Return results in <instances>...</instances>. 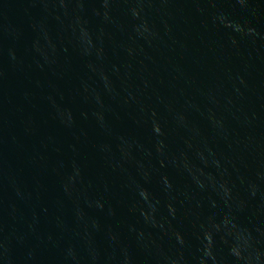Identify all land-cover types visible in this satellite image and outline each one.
Masks as SVG:
<instances>
[{"label": "water", "instance_id": "obj_1", "mask_svg": "<svg viewBox=\"0 0 264 264\" xmlns=\"http://www.w3.org/2000/svg\"><path fill=\"white\" fill-rule=\"evenodd\" d=\"M0 264H264V0H0Z\"/></svg>", "mask_w": 264, "mask_h": 264}]
</instances>
